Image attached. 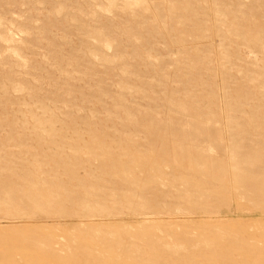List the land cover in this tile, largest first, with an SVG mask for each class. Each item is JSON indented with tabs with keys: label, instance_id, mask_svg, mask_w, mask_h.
Segmentation results:
<instances>
[{
	"label": "rangeland",
	"instance_id": "obj_1",
	"mask_svg": "<svg viewBox=\"0 0 264 264\" xmlns=\"http://www.w3.org/2000/svg\"><path fill=\"white\" fill-rule=\"evenodd\" d=\"M0 264H264V0H0Z\"/></svg>",
	"mask_w": 264,
	"mask_h": 264
}]
</instances>
